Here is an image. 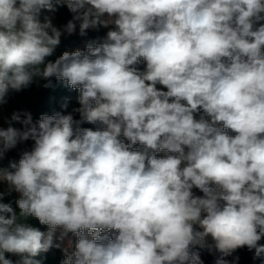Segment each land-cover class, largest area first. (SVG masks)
<instances>
[{"label": "clouds", "instance_id": "clouds-1", "mask_svg": "<svg viewBox=\"0 0 264 264\" xmlns=\"http://www.w3.org/2000/svg\"><path fill=\"white\" fill-rule=\"evenodd\" d=\"M63 5L62 29L41 20ZM77 23L109 30L46 62ZM53 77L79 107L0 126V160L33 141L0 168L19 209L0 193V264L66 239L61 264H238L244 247L264 264V0H0V112Z\"/></svg>", "mask_w": 264, "mask_h": 264}, {"label": "trees", "instance_id": "trees-1", "mask_svg": "<svg viewBox=\"0 0 264 264\" xmlns=\"http://www.w3.org/2000/svg\"><path fill=\"white\" fill-rule=\"evenodd\" d=\"M48 12L49 11L47 10H42L41 20ZM50 13H53L51 16V21L52 24L56 27H58L59 25H66L67 22L71 20L73 16V13L70 12L66 5L57 6V10L55 12ZM108 30V28H100L99 30H87V34L85 36H81L80 38L70 36L65 33L62 35L61 43L56 48L53 56L46 58V60L48 59L54 61L56 58L62 55L63 52L68 51L67 46H76L82 39H87L88 42L102 39L106 36ZM72 38L74 42H72ZM144 67L145 65L142 64V66H140L141 70H143ZM34 81H38V78H36ZM46 82L47 81H45L44 84ZM52 83L53 85H55L52 88H44L43 86L38 88L33 82V84H31L27 89H24L20 92H14L16 94V98L19 99L21 103H23L24 112L30 113L34 122L38 120L39 117L43 114L52 115L56 112H62L64 114H67L71 112L73 108L79 107L76 99L79 94L77 90L64 87L63 84L57 82L54 77L52 78ZM65 103H67V108L62 107ZM74 117L76 119H79V114L74 113ZM88 125V123H84L82 124V127H86ZM1 163L2 162H0V164ZM6 163L8 164V161L3 162L2 164L7 166ZM0 193L3 194L2 202L10 203L13 209L17 212V214H19V209L15 203L16 200H14V198H11L10 193L3 191V188H1V186ZM26 222L30 226H36V228L42 227L39 221L32 217H29ZM196 247L198 248L199 246ZM55 250V252L54 250H49L46 253H41L40 255L35 257V259L40 260L42 264H61L58 259L59 253L57 252V249ZM10 255V260L13 262V264H17V262L21 259L20 255ZM214 259V256L211 257L209 264H214Z\"/></svg>", "mask_w": 264, "mask_h": 264}, {"label": "rangeland", "instance_id": "rangeland-1", "mask_svg": "<svg viewBox=\"0 0 264 264\" xmlns=\"http://www.w3.org/2000/svg\"><path fill=\"white\" fill-rule=\"evenodd\" d=\"M53 13H50L48 12L45 16H48L51 18ZM44 16V17H45ZM43 17V18H44ZM43 21V19H42ZM57 28H63V26H58ZM70 36H74V37H81V35L79 34V26H78V23H77V29H76V32L73 33L72 35ZM72 42L73 41V38H72ZM88 43V40L87 39H82L78 45L76 46H67V50L69 52H72V51H75L77 49H81L83 50L86 46V44ZM48 61V59L46 60V62ZM142 66V65H140ZM139 66V67H140ZM39 81V82H38ZM38 81H34V83L36 84V87H42L44 85V82L46 80L44 79H41V78H38ZM158 88H160L161 90H165L163 88V86L161 85H157ZM16 94L14 92H11L9 94V97H8V102L7 104L3 105V108H2V112H0V126H3V127H7L8 125L4 122V119L3 118H10L11 117V114L13 112H24V105L23 103H21V101L19 99L16 98L15 96ZM23 118V117H22ZM13 126L16 127V128H21L22 125L19 124V123H16V122H13ZM97 127H99V125H93V124H89L88 126H86V128H91L93 130H95ZM234 135V133H232ZM33 145V141L29 140V141H26V142H23L21 144H18L17 147L15 149H12L10 151H8L4 158L2 160H0V162H5V161H8V164L6 163L7 166H5L4 164H0V168H8L9 167V164L10 162H16L18 163L20 157H21V154L23 151H26V150H30L31 147ZM162 155V154H160ZM1 188H3V191L5 192H9L8 191V188L6 185L4 184H0ZM194 194L195 195H203L198 189H194L193 190ZM11 195V198H14V200L18 199V194L15 193V192H11L10 193ZM36 227V226H35ZM41 231H47V226L46 225H42L41 228H39ZM60 234V230L58 229L57 230V233H56V236L58 237ZM71 236V234H69ZM103 235V234H102ZM73 239V242L75 241V237H72ZM59 241L54 237V244L55 243H58ZM261 244H264V239H262L260 241ZM67 247V239L61 243V247L60 248H56V247H52L50 248L49 250L53 251L54 252L56 251L55 249H57V252L59 253V261L62 262L65 258V254H64V251L63 249ZM200 252H201V259L203 260L204 264H209L210 262V259L211 257H213L214 255L212 254H209V252L207 250H204V249H200ZM233 256H238L239 257V261H238V264H259L258 261L254 262L253 259H252V256H253V252L249 251L246 247L244 248H241V249H238L234 254ZM6 257L8 259H11V255L10 254H6ZM227 259L231 260L232 257H228Z\"/></svg>", "mask_w": 264, "mask_h": 264}]
</instances>
